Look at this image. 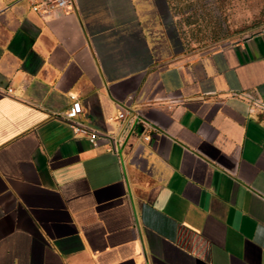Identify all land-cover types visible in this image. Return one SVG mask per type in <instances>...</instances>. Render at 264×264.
<instances>
[{"label": "crops", "instance_id": "1", "mask_svg": "<svg viewBox=\"0 0 264 264\" xmlns=\"http://www.w3.org/2000/svg\"><path fill=\"white\" fill-rule=\"evenodd\" d=\"M150 2L0 0V264H264V30L165 63Z\"/></svg>", "mask_w": 264, "mask_h": 264}, {"label": "rangeland", "instance_id": "2", "mask_svg": "<svg viewBox=\"0 0 264 264\" xmlns=\"http://www.w3.org/2000/svg\"><path fill=\"white\" fill-rule=\"evenodd\" d=\"M144 14L152 46L165 63L264 30V0H151Z\"/></svg>", "mask_w": 264, "mask_h": 264}, {"label": "built area", "instance_id": "3", "mask_svg": "<svg viewBox=\"0 0 264 264\" xmlns=\"http://www.w3.org/2000/svg\"><path fill=\"white\" fill-rule=\"evenodd\" d=\"M30 4L31 9L40 14V15H58V14H64L71 10L74 0H26ZM1 11V10H0ZM13 87H8L7 92L9 94L13 93ZM73 99L69 109L64 113V118L69 120L71 122V125L74 129V132L77 135L86 136L93 145H97L99 138H101V133L95 129H92L91 127L82 124L80 122H77L76 119L79 117V115L82 112V102L77 98V96H71ZM260 106L264 107V102H258L257 103ZM126 117V111L121 110L118 115L117 119H124ZM145 124V127L149 129H153L150 124ZM106 139L110 140L113 144L112 149L114 151L118 150L117 141L114 137L111 135H104ZM145 140H150L151 135L147 134L145 135Z\"/></svg>", "mask_w": 264, "mask_h": 264}]
</instances>
